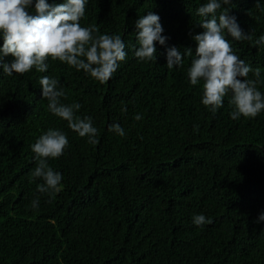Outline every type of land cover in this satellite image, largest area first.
Returning a JSON list of instances; mask_svg holds the SVG:
<instances>
[{"label": "trees", "instance_id": "trees-1", "mask_svg": "<svg viewBox=\"0 0 264 264\" xmlns=\"http://www.w3.org/2000/svg\"><path fill=\"white\" fill-rule=\"evenodd\" d=\"M206 2L87 0L81 26L96 24L126 44L125 61L104 84L51 58L44 73L7 76L0 67V264H264V221L257 223L264 212V111L233 120L229 93L213 114L201 102L203 81L193 86L188 78L191 58L183 67L166 65L167 47H192L194 55L189 33L203 31L196 10ZM255 3L233 0L231 9L253 40L264 35V11ZM149 11L161 17L169 39L156 42L157 61L142 62L134 54L135 21ZM226 38L234 54L260 68L264 94V46ZM42 76L60 81L62 103L82 105L77 115L93 118L99 143L89 144L48 110ZM113 123L123 137L108 131ZM49 128L69 140L62 156L49 159L62 174L54 198L38 192L43 180L31 175V146ZM196 214L212 222L198 227Z\"/></svg>", "mask_w": 264, "mask_h": 264}, {"label": "clouds", "instance_id": "clouds-1", "mask_svg": "<svg viewBox=\"0 0 264 264\" xmlns=\"http://www.w3.org/2000/svg\"><path fill=\"white\" fill-rule=\"evenodd\" d=\"M86 3L87 0H64L63 3L51 4L47 0H36V14L33 15L29 12L33 0H0V35L3 37L0 67L3 73L7 76L14 73L23 75L33 68L44 73L48 71L47 61L51 58L77 71L83 70L101 84L107 83L120 62L126 59V44L118 34H101L96 24L81 26ZM232 4L233 0H207L201 4L196 14L202 18L198 26L203 31L189 33L196 42L194 55L192 47H186L183 53L176 46L167 47L166 65L169 70L183 67L185 56L190 57L188 78L193 86L203 81L201 102L211 113L216 114L223 107L224 98L230 93L231 118L253 119L264 111V94L257 88L261 83V70L259 67L253 69L234 54L232 43L226 36L232 41H249L253 46H264V35L253 40L252 32H245L237 17L231 14ZM255 6L264 11L260 0H256ZM135 29V57L142 62L157 61L156 42L166 46L169 39L163 35L161 17L149 11L135 21ZM9 56L12 59L6 61ZM249 73L253 74V79L248 78ZM39 85L42 98L48 101V110L53 115L67 121L68 127L79 137L86 138L89 144L99 143V131L93 124V118L77 115L82 105L61 102V98H67V93L57 78L42 76ZM134 118L139 121L142 116L137 114ZM198 130L197 125L194 131ZM108 131L121 137L125 135L119 123L110 124ZM68 145L69 140L63 131L49 128L31 146L37 161L31 175L43 180V184L38 185V192L54 198L62 190V174L49 166V159L62 156ZM31 203L34 209L38 208L39 198ZM261 221H264V212L257 223ZM211 222L203 214L194 215L192 220L198 227Z\"/></svg>", "mask_w": 264, "mask_h": 264}]
</instances>
